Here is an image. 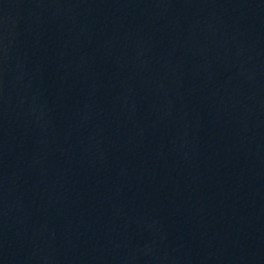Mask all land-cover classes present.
Instances as JSON below:
<instances>
[{
	"label": "water",
	"instance_id": "obj_1",
	"mask_svg": "<svg viewBox=\"0 0 264 264\" xmlns=\"http://www.w3.org/2000/svg\"><path fill=\"white\" fill-rule=\"evenodd\" d=\"M0 264H264V0H0Z\"/></svg>",
	"mask_w": 264,
	"mask_h": 264
}]
</instances>
